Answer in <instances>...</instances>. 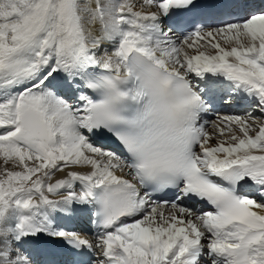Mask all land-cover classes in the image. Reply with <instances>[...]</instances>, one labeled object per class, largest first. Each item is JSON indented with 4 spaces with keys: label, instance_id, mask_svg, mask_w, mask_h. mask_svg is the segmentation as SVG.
Returning a JSON list of instances; mask_svg holds the SVG:
<instances>
[{
    "label": "snow or ice",
    "instance_id": "6c2138e0",
    "mask_svg": "<svg viewBox=\"0 0 264 264\" xmlns=\"http://www.w3.org/2000/svg\"><path fill=\"white\" fill-rule=\"evenodd\" d=\"M0 264H264V0H0Z\"/></svg>",
    "mask_w": 264,
    "mask_h": 264
},
{
    "label": "bare ground",
    "instance_id": "6f19581e",
    "mask_svg": "<svg viewBox=\"0 0 264 264\" xmlns=\"http://www.w3.org/2000/svg\"><path fill=\"white\" fill-rule=\"evenodd\" d=\"M145 10H148V9H145ZM98 27V26H96ZM105 47H109V45L106 43L105 44ZM234 107L233 108H238V110H245L246 109V105H237V104H233ZM226 105H222L220 107H222L220 110H223V107L225 108ZM230 105H227L226 107V110L230 109L229 108ZM232 110V109H231ZM236 114V113H235ZM258 114V113H257ZM59 178H63V173H57L56 177H54V180L55 179H59ZM197 208H200V207H207L205 205H201V204H196L195 205ZM63 224H65L66 226L68 227H75V228H78L80 230H88L90 229L92 226L89 224L88 222V219L86 217V215H79L77 216L76 218H74L73 220L71 221H62Z\"/></svg>",
    "mask_w": 264,
    "mask_h": 264
},
{
    "label": "rangeland",
    "instance_id": "374dc122",
    "mask_svg": "<svg viewBox=\"0 0 264 264\" xmlns=\"http://www.w3.org/2000/svg\"><path fill=\"white\" fill-rule=\"evenodd\" d=\"M226 107H227V105L225 106V108L223 107V110L220 111L221 114H225V115H226V114H229V115H230V114H235V113H236V111H233V112H232V110H231V108H230L231 105H230V107H229L230 109H228V110H226ZM243 113H244V112L237 113L236 115H242Z\"/></svg>",
    "mask_w": 264,
    "mask_h": 264
}]
</instances>
